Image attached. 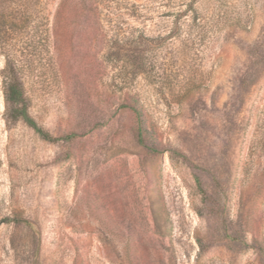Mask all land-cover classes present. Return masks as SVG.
Here are the masks:
<instances>
[{
    "label": "rangeland",
    "instance_id": "obj_1",
    "mask_svg": "<svg viewBox=\"0 0 264 264\" xmlns=\"http://www.w3.org/2000/svg\"><path fill=\"white\" fill-rule=\"evenodd\" d=\"M0 264H264V0H0Z\"/></svg>",
    "mask_w": 264,
    "mask_h": 264
},
{
    "label": "trees",
    "instance_id": "obj_2",
    "mask_svg": "<svg viewBox=\"0 0 264 264\" xmlns=\"http://www.w3.org/2000/svg\"><path fill=\"white\" fill-rule=\"evenodd\" d=\"M5 103L6 109L8 113L14 119H22L25 121L30 127H32L37 134H39L43 139L48 141H54L50 135L45 133L42 129H40L36 123L29 117L27 113L26 107V99L25 93L16 80L15 73H10L9 75V83L5 90ZM76 135H70L68 138H73Z\"/></svg>",
    "mask_w": 264,
    "mask_h": 264
}]
</instances>
